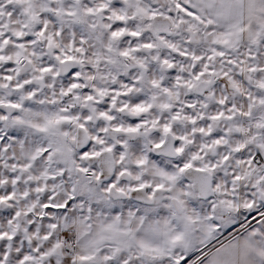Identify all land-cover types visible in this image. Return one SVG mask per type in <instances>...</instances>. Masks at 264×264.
<instances>
[{
    "label": "snow or ice",
    "instance_id": "6c2138e0",
    "mask_svg": "<svg viewBox=\"0 0 264 264\" xmlns=\"http://www.w3.org/2000/svg\"><path fill=\"white\" fill-rule=\"evenodd\" d=\"M0 264H264V0H0Z\"/></svg>",
    "mask_w": 264,
    "mask_h": 264
}]
</instances>
